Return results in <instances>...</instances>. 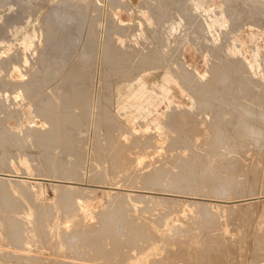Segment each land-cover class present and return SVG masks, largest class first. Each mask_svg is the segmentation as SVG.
<instances>
[{
  "label": "rangeland",
  "instance_id": "1",
  "mask_svg": "<svg viewBox=\"0 0 264 264\" xmlns=\"http://www.w3.org/2000/svg\"><path fill=\"white\" fill-rule=\"evenodd\" d=\"M43 1L32 0L31 3L34 5L31 3L30 5H19L17 0H3L0 3V59L2 63L6 59L11 60H8L7 64L4 63L8 66L10 63L9 67L6 66L7 68L1 67L5 65L0 62V87H3L5 80H8L5 82L6 86L0 88V181L4 178L26 180L27 182L25 181L24 185L26 184L27 187H24V189L26 188L29 192L24 190L23 193L20 188H17L11 191L10 198L15 196V199L12 198L14 199L12 201L7 198V200L4 198L5 194L2 188L5 191L10 190V188L8 186L6 188L5 183L2 184L1 182L0 184V210L4 205L2 203H5L4 206L8 203L7 201L10 204L13 203L8 204L6 208L3 207L2 212L4 209L6 211L1 212L4 215L2 218L0 214V230L2 232H5L4 229L9 230L6 237H3L6 232L0 234V252H3L4 254H2L5 256H1L0 253V264H56L55 261L57 260V264H68V262L69 264H120L124 260L126 262L124 261L125 263L122 264H150L151 262V264H156L154 261L157 257L153 255L155 254V248L159 242L164 241L167 234L169 238L178 239L181 243L194 241L195 239L200 242L215 235V239L212 237L207 240L209 242L205 240V242H202L208 244H212L211 241L214 242L212 244L214 246L209 245L210 247L207 250L214 247L212 253V249L210 250L211 256L217 254L216 256L219 257L220 255L219 258H222V262L219 258V261L214 259L216 256L213 257L214 261L210 259L212 257L209 252L206 254L207 256L205 255L206 250L204 255L206 258L210 256L208 259L203 257L204 255H200L205 262L200 256L196 255L193 257L188 256V258L183 257V260L187 258L184 263L188 261L193 263L192 261L195 260L193 264H203V262L209 264L208 260L211 264L216 261L218 264H254L253 260H255V264H264L262 262L264 261V257H262L264 255V252H262L264 251V247L262 248L264 246V243H262L264 242L262 238L264 237V21L259 19L263 17L264 20V13H262L264 9L260 7L264 4V0H261L262 2L253 0V5L252 0L248 2L245 0H225V2L224 0H168L172 1L173 8V5L168 4L167 0H144L146 3L148 1L149 4H143V0H69L76 6V11L73 14H66L63 10L57 15L47 14L48 8L55 4L54 1L56 0H46L44 3ZM40 2L43 5H38ZM246 4L248 6H245ZM34 6L40 9H36ZM137 6L140 9H137ZM255 8H258V10L255 11ZM161 9L166 11L163 12ZM126 12L128 15L125 14ZM155 14L158 16L155 17ZM164 15L166 16L164 17ZM256 15L258 18L255 20ZM69 16L74 17L69 18ZM167 16H170V18ZM46 17H48L51 24H57L58 27H53L49 31L50 36L44 32L45 30L41 29L38 32L39 36L38 33L33 32V27L38 21L41 25L44 24ZM166 18L174 21V23L171 21L174 25ZM165 22L167 25H173L174 27L167 26ZM256 22L260 23L261 28L257 26ZM136 23L139 25L138 28ZM254 24L255 26H253ZM164 25L172 30L165 28ZM194 25L197 26L195 30L193 29ZM123 29L126 30L123 31ZM130 29L135 31L130 32ZM167 29L169 30L167 31ZM136 31H141V33L138 34ZM167 32L171 34L169 35ZM128 33H130L129 38ZM194 34L198 37L195 38ZM131 35L134 37L132 38ZM30 36L32 37L31 40ZM33 38L35 39L33 40ZM127 38L131 40L130 44L135 41L137 43L135 42L131 47L129 43L125 44L126 41H130ZM1 40L3 41L1 42ZM35 40L36 42H34ZM111 40L113 42L115 40L116 44H113ZM193 42H201L200 45L204 44L200 47L198 43H194V45ZM49 43H54V45L50 47ZM117 43L118 47L116 46ZM27 44L29 46L30 44L34 45L29 48ZM143 44L146 48H143ZM133 46L135 47L133 48ZM126 47H129L130 50H127ZM152 48L155 54L152 53ZM109 51L112 53H109ZM46 53L52 54L47 57ZM118 53L119 56H122H117ZM123 53H129V57L132 55L130 58L132 63L127 55ZM143 54L147 55L144 56ZM152 54L154 58H152ZM107 55L109 56L107 57ZM5 56L6 59H4ZM119 58L123 60L119 61ZM155 59L159 60L155 61ZM138 62H140V66ZM144 62H147L148 65ZM19 63L23 65L20 67ZM129 65H132V68ZM135 65L141 69H138ZM25 66L30 71L25 70ZM133 67L136 69H133ZM215 67L217 68L215 69ZM217 69L219 70V76H217L218 73H215L218 72ZM212 70L215 72L213 73ZM4 71L7 75L3 74ZM214 76L225 78V80L221 81L220 78H214ZM30 77L32 79L36 77V80H32ZM215 79L221 81L219 83L222 85L214 81ZM18 80L19 83H16ZM226 80H228L227 87L223 86L226 85L224 84ZM193 85L197 86V90L194 89L195 86ZM204 85L207 87L205 90H203ZM198 87L201 89L203 87L202 93V90L200 91ZM209 89H213V91ZM74 90H77L76 93ZM196 91L198 92L196 93ZM205 92L207 94H203ZM201 94L207 97H203ZM214 97L216 100H213ZM240 98L244 102H239L241 101ZM203 99L207 100L208 104L211 102L210 107H207L209 105ZM225 99L234 102H225ZM211 100L214 102L212 103ZM177 113L179 116L178 121L184 120L186 123H179L175 120V123L173 122ZM171 119L172 122H170ZM214 135H218L217 139L221 140L218 141L214 138ZM182 136H185L184 139L180 138ZM186 136L190 139H187ZM185 140L189 141L186 142ZM210 140H213V143L215 141L217 144H213ZM133 152H136L135 156L130 157L134 154ZM138 152L144 154L140 155ZM204 152L208 155L205 156ZM128 153L131 155L129 156ZM18 155H21V157H18ZM145 156L148 161H144ZM157 156L159 157L157 158ZM153 160H156V162ZM122 161L131 164L132 167L130 164L126 165L124 163L126 169L128 167L130 172L129 169L128 172L125 171ZM133 165L137 168H140L141 165L143 167L141 166L136 171L137 168H134ZM155 167L158 169L157 171L156 169L152 170ZM230 169L233 173H228ZM120 170L121 172H119ZM131 170L132 173H138L139 175L135 176L133 173L135 178L133 174L131 177ZM151 170L153 171L152 174ZM148 173L151 177L148 176ZM125 174L129 175L125 176ZM13 184L15 185V183ZM13 184L12 187H15L16 185ZM222 185L227 186L226 190H220ZM72 187L76 189H72ZM73 190H75V193L79 192L81 195L79 198H83H80L81 200L77 202L79 206L75 203L74 206L79 208L76 212L72 204L64 203V200L75 197ZM165 193L171 194L166 195ZM130 196H135V198L133 199ZM122 197H125L124 202L121 201ZM146 197L149 199L148 201H153L151 198L164 197L166 199L165 204L162 203L163 206L161 204L159 206L156 202L147 201L146 203L145 200L143 201V199H147ZM170 198L173 200V204L170 202L172 201ZM57 200L60 204L57 203ZM132 200H135V202ZM108 202L110 203L108 204ZM35 203L39 206L38 208ZM117 203L120 204L119 208L115 207V205L118 206ZM18 204L21 206H18ZM41 204L43 207L45 205L48 210L45 207L43 208ZM146 204L147 206H144ZM150 204L152 205L148 206ZM13 205L15 209H13ZM108 205L109 207L111 205V208H108ZM169 205L171 208L167 207ZM16 206L22 209L16 211ZM112 207L115 209L114 212H117V209L119 210L118 214H115L117 217L120 210L123 212L120 214L125 213L126 216L120 215L118 217L123 219L125 224L129 222L132 227L134 225L140 235L142 231L144 232V234L142 232L141 237H138L141 238L140 242L137 238V242L135 241V244H133L134 249L132 246L129 247L130 249L127 247L130 251L125 249L126 247L125 250L116 251L117 254L119 253V258H116L117 254L114 257L116 252H112L110 249L111 255L107 251L109 250L108 247H104L105 251L104 249H95L83 241L89 248L81 241L80 248L76 249V253L81 256L77 254L71 256V250L67 251L69 247L68 244L67 246L65 244V241L68 243L67 237L63 236L64 229L66 232L67 227L70 226L67 222H70L73 217L78 216L75 219L79 221L81 217L85 216V220L81 218L79 221V231L82 230L85 233L93 227L98 229L100 227L98 226L99 221L102 220V217H105L103 210L107 215L108 211L109 213L113 212L111 211L113 210ZM146 207L148 211H146ZM41 208L43 209L41 210ZM64 208H67L68 216V212ZM69 208L70 210L72 208V213L68 210ZM163 208L166 209L162 210ZM168 208L171 212L168 211ZM7 210H15L14 215L8 211L9 214ZM97 210L100 211V219ZM46 211L51 213L48 214ZM93 211H96L97 216H93L95 215ZM77 212L79 213L77 214ZM81 212H83L82 215ZM162 212L167 214L168 217L167 215L164 216ZM87 213L93 214L92 217L88 214V218ZM154 213L158 214L154 216ZM9 215L10 217H8ZM11 215L14 216L12 219L14 224L11 221L12 225H9L11 224L10 222L8 224ZM37 215L40 216L34 218ZM48 215L52 219H50V216L48 218ZM5 216L6 220L3 219ZM15 216L20 220L22 219L21 223L24 222L25 225L18 220L15 221L17 219ZM66 216L65 221L64 217L66 218ZM116 216L113 219H117ZM41 217L42 219L47 218L44 219L45 222ZM60 217L63 218L62 222L58 219ZM97 217L99 221L97 220L96 223L95 219ZM125 217L126 219L129 218L128 221L125 220ZM35 219L36 221H34ZM37 219H41V221ZM48 219H54V222L49 220L50 223L52 222L49 225ZM75 219L73 220L75 221ZM1 220H4L5 224ZM130 220L134 223L138 222L142 229L139 225L132 224ZM46 221L47 224H45ZM15 222H19L21 228H18L19 224ZM33 222L39 224V228L44 226L43 232L41 229L38 230L39 225L36 226ZM79 222L76 223L75 221L74 226H79ZM81 222L84 224L86 222V225L88 222L90 224L94 222L95 224L90 226L88 223L87 228ZM6 224L8 227L16 228L15 230H22L23 226L25 234L21 230L17 233V231L7 228ZM15 224L18 226L14 227ZM27 225L33 228L30 229ZM51 225L52 227L49 228ZM100 225L102 226V223ZM59 226L64 229L59 228ZM26 227L29 229H26ZM53 227L55 231H53ZM46 228L51 230L49 231L50 234ZM77 228L74 227L73 229ZM30 230H33V234L35 232L36 235L31 239H37L33 241L30 239L32 232L30 234L26 233ZM10 231L17 234L15 235L16 239L10 234ZM52 231L55 232L54 235L56 236L52 235ZM57 231H63L62 235L61 233L57 234ZM151 231L152 233L155 231L153 234L157 236H154ZM40 232L41 234L38 236ZM147 232L153 235H149L152 237L150 239L153 240L149 239ZM21 233L24 236L26 235V239L29 237L33 244L31 245L32 242L30 243L28 240H21V238H24L23 234L22 236L19 235ZM43 233H47L44 237L50 235L49 239L51 240L47 238L45 240L44 237L40 240L39 238ZM158 235L164 238H157ZM60 236H63L64 238H62L66 240L64 241ZM142 236L144 240H142ZM7 237H13L15 240L10 238L7 241L4 239ZM55 237L60 238L62 242L56 240ZM148 239L151 242L150 244L155 246L152 247L153 249L149 245ZM43 240L45 246L44 243H40ZM53 240L57 241V245L60 244L59 242L64 244H60L61 247L57 246ZM145 240L147 243L144 242ZM52 241L54 243H50ZM7 242L9 243L7 244ZM17 242H19L18 246ZM143 242L149 250L144 248ZM137 243H141V245ZM63 245L68 248L66 249ZM62 246L65 247V251ZM82 246L85 250L81 248ZM135 246L138 248H135ZM141 246L145 249L144 251L141 250ZM18 248L19 251H17ZM79 249L84 250L87 256L90 255V258L86 255L85 258L84 253L82 251L80 253ZM131 249H133L132 252ZM137 249H140V251H137ZM134 250L136 251L133 252ZM91 251L92 254H90ZM94 251H97L96 253L100 251L101 253L99 252L97 255L93 253ZM103 251L104 253L108 252L107 256L102 253ZM220 251H222L221 254H218ZM5 252H8V254ZM121 252L126 256V259L122 257V254L120 255ZM125 252L129 255L127 256ZM213 253L216 254L213 255ZM21 254L22 256L19 257ZM23 255H28V257H23ZM101 255L102 258L100 259ZM108 255L110 256L108 259L112 256L113 260L114 258L116 260L111 262V258L110 260L107 259V262L104 257H108ZM254 255H257L255 259ZM74 256L75 261H73ZM93 256L96 257L93 259ZM130 256L131 260L129 259ZM67 257L70 259L69 261ZM120 257L124 260L121 261ZM196 257L202 259V263L199 260V263H197ZM80 258L83 259L82 262L84 263L80 262ZM261 259L262 261H258ZM180 260L174 261L175 264H182L183 260ZM174 262L172 263L174 264Z\"/></svg>",
  "mask_w": 264,
  "mask_h": 264
},
{
  "label": "bare ground",
  "instance_id": "2",
  "mask_svg": "<svg viewBox=\"0 0 264 264\" xmlns=\"http://www.w3.org/2000/svg\"><path fill=\"white\" fill-rule=\"evenodd\" d=\"M1 1L3 2V0H0V3H1ZM31 1H32V0H17V2L19 3V5H21V4L30 5ZM34 1H35V0H34ZM36 1H37V0H36ZM41 1H43V0H41ZM44 1H46V0H44ZM44 1H43V3H44ZM70 1H71V0H70ZM74 1H75V0H74ZM158 1H159V0H158ZM163 1H164V0H163ZM167 1H168V0H167ZM241 1H242V0H241ZM245 1L248 2L249 0H245ZM255 1H256V0H255ZM262 1H263V0H262ZM262 1L260 0V2H262ZM38 2H39V0H38ZM54 2H56V3L53 4L50 8H48L49 11H48L47 14L50 13L51 15H57V14H60L61 11H63V10H64V13H66V14H73V13L76 11V6L73 4V2H69V0H56V1H54ZM155 2H156V1H155ZM168 2H169L168 4H170L172 1H171V2L168 1ZM174 2H175V1H174ZM224 2H225V0H224ZM243 2H244V1H243ZM243 2H242V3H243ZM256 2H257V1H256ZM43 3L40 2L38 5H43ZM45 3H46V2H45ZM144 3H146V2L143 0V4H144ZM147 3H148V1H147ZM147 3H146V4H147ZM164 3H166V2H164ZM258 3H259V2H258ZM258 3H257V4H258ZM263 3H264V1H263ZM31 4L34 5L33 3H31ZM146 4H145V5H146ZM148 4H149V3H148ZM150 4H151V3H150ZM157 4H158V3H157ZM162 4H163V2H162ZM162 4H161V5H162ZM166 4H167V3H166ZM166 4H165V5H166ZM168 4H167V5H168ZM171 4H172V3H171ZM171 4H170V5H171ZM225 4H226V3H225ZM247 4H248V3H247ZM247 4H246L245 6H248ZM15 5H16V4H15ZM145 5H143V6H145ZM172 5H173V4H172ZM227 5H228V4H227ZM243 5H244V4H243ZM249 5H250V4H249ZM252 5H253V0H252ZM258 5H259V4H258ZM258 5H257V6H258ZM263 5H264V4H262V6H260V5H259V6L262 7V8L264 9ZM35 6H36V4H35ZM35 6H34V7H35ZM143 6H142V7H143ZM157 6H158V5H157ZM259 6H258V7H259ZM37 7H38V6H37ZM48 7H49V6H48ZM173 7H174V5L172 6V8H173ZM250 7H251V5H250ZM35 8H36V7H35ZM42 8H43V7H42ZM136 8H137V9H140L138 6H137ZM143 8H145V7H143ZM163 8H164V7H163ZM169 8H170V7H169ZM178 8H179V7H178ZM243 8H246V7H243ZM248 8H249V7H248ZM248 8H247V9H248ZM36 9H40V8L38 7V8H36ZM250 9H253V8H250ZM255 9H256L255 11L258 10V8H255ZM161 10H162V9H161ZM225 10H226V9H225ZM225 10H224V11H225ZM235 10H236V9H235ZM259 10H260V9H259ZM162 11H163V10H162ZM164 11H166V10L164 9ZM164 11H163V12H164ZM244 11H245V10H244ZM255 11H253V12L256 13ZM261 11H263V10L261 9ZM261 11H260V13H261ZM167 12H168V11H167ZM167 12H166V13H167ZM171 12H172V10H171ZM242 12H243V9H242ZM137 13H138V12H137ZM169 13H170V11H169ZM173 13H174V12H173ZM173 13H172V17L174 16ZM248 13H249V12H248ZM258 13H259V12H258ZM258 13H257V15H258ZM262 13H264V12H262ZM44 14H45V13H44ZM125 14H127V12H126ZM251 14H252V12H251ZM127 15H128V14H127ZM127 15H126V16H127ZM139 15H141V14H139ZM156 15H157V14H155V17H156ZM167 15H169V14H167ZM170 15H171V13H170ZM249 15H250V14H249ZM257 15H256V17H255V20H256V18H258ZM133 16H134V15H133ZM157 16H158V15H157ZM165 16H166V15H164V17H165ZM194 16H195V15H194ZM227 16H228V15H227ZM246 16L248 17V15H246ZM252 16H253V15H252ZM263 16H264V14H263ZM73 17H74V16H69V18H73ZM164 17H163V18H164ZM167 17H168V16H167ZM172 17H171V19H172ZM230 17H231V16H230ZM233 17H234V16H233ZM237 17H238V16H237ZM259 17H260V16H259ZM135 18H136V17H135ZM151 18H152V17H151ZM168 18H170V16H169ZM173 18H174V17H173ZM192 18H193V17H192ZM235 18H236V17H235ZM132 19H133V18H132ZM142 19H143V18H142ZM166 19H167V18H166ZM171 19H167V20H170V22H171V21H172ZM253 19H254V18H253ZM259 19H262V21H264V20H263V17H262V18H259ZM150 20H151V19H150ZM164 20H165V18H164ZM133 21H134V20H133ZM133 21H132V22H133ZM135 21H136V20H135ZM135 21H134V22H135ZM137 21H138V20H137ZM143 21H144V20H143ZM143 21H142V22H143ZM162 21H163V19H162ZM257 21H258V19H257ZM36 22H37V21H36ZM144 22H145V21H144ZM167 22L169 23V21H167ZM172 22L174 23V21H172ZM172 22H171V23H172ZM192 22H193V21H192ZM173 23H172V24H173ZM199 23H200V22H199ZM263 23H264V22H263ZM136 24H137V23H136ZM136 24H135V25H136ZM165 24L167 25L166 22H165ZM188 24H189V23H188ZM256 24H258V23L256 22ZM166 25H164V27H165ZM173 25H174V24H173ZM173 25H171V26H170V25H167V26L172 27ZM259 25H260V23H259L257 26L260 27ZM131 26H132V24H131ZM137 26H139V25L137 24L136 27H137ZM205 26H206V25H205ZM253 26H255V24H254ZM262 26H263V24H262ZM53 27H56V28H57L58 25H57V24H53V23L51 24V22L48 20V17H46L44 24L41 25L40 21H38L37 23H35V26L33 27V28H34V31H33V32H34L35 34H37L38 32L41 31V29H43V30H45L44 32H45L48 36H50V32H49V31H50ZM173 27H174V26H173ZM134 28H135V26H134ZM137 28H138V27H137ZM165 28H169V27H165ZM195 28H197V26L195 27V25H194L193 29L195 30ZM260 28H261V27H260ZM120 29H121V28H120ZM132 29H133V27H132ZM169 29H171V28H169ZM169 29H167V31H168ZM124 30H126V29H123V31H124ZM140 30H141V29H140ZM171 30H172V29H171ZM171 30H170V32H171ZM121 31H122V30H121ZM131 31H135V30H131V29H130V32H131ZM138 31H139V29H138ZM202 31H203V30H202ZM33 32H32V33H33ZM136 32H137V31H136ZM136 32H134V33H136ZM142 32H143V31H142ZM195 32H196V31H195ZM195 32H194V33H195ZM200 32H201V31H200ZM256 32H258V31H256ZM119 33L121 34L122 32H119ZM137 33L139 34V33H141V31H140V32H137ZM137 33H136V34H137ZM167 33L169 34V32H167ZM197 33H198V32H197ZM197 33H196V34H197ZM203 33L205 34V32H203ZM35 34H34V36H35ZM123 34H124V33H123ZM129 34H130V33H128V38H129ZM136 34H134V35L136 36ZM170 34H171V33H170ZM170 34H169V35H170ZM198 34H199V33H198ZM200 34H201V33H200ZM207 34H208V33H207ZM249 34H250V33H249ZM249 34H248V35H249ZM38 35H39V33H38ZM38 35H37V36H38ZM124 35H125V34H124ZM132 35H133V33H132ZM132 35H131V36H132ZM141 35H142V34H141ZM141 35H140V36H141ZM202 35H203V34H202ZM27 36H28V35H27ZM31 36H32V35H31ZM31 36H30V40L32 39ZM39 36H40V35H39ZM125 36H126V35H125ZM194 36H195V38L198 37V35H195V34H194ZM204 36H205V35H204ZM237 36H238V35H237ZM262 36H263V35H262ZM126 37H127V36H126ZM133 37H134V36H132V38H133ZM112 38H113V37H112ZM112 38H110V39H112ZM114 38H115V37H114ZM128 38H127V39H128ZM136 38H137V37H136ZM138 38H139V37H138ZM200 38H204V37H200ZM200 38H199V39H200ZM235 38H236V37H235ZM27 39H28V38H27ZM34 39H35V38H33V40H34ZM242 39H243V38H242ZM249 39H250V38H249ZM28 40H29V39H28ZM33 40H32V41H33ZM36 40H38V39L36 38ZM36 40H35L34 42H36ZM115 40H116V39H115ZM115 40H114V42H115ZM118 40H119V39H118ZM128 40H130V39H128ZM263 40H264V39H263ZM2 41H3V40H1V42H2ZM38 41H39V40H38ZM111 41L113 42V40H111ZM132 41H133V40H132ZM188 41H189V40H188ZM196 41H197V40H196ZM237 41H238V40H237ZM114 42H113V44H116V42H115V43H114ZM118 42H119V41H118ZM130 42H131V40H130L129 42L126 41L125 44H128V43H129V46H131V45L135 44L136 41H135L134 43H131V44H130ZM190 42H191V39H190ZM263 42H264V41H263ZM29 43H30V42H29ZM136 43H137V42H136ZM194 43H198V42H193V44H194ZM199 43H201V42H199ZM199 43H198V44H199ZM3 44H4V43H3ZM22 44H23V42H22ZM41 44H42V43H41ZM139 44H140V43H139ZM190 44H192V43H190ZM202 44H204V43H202ZM202 44H201V45L199 44L200 47L202 46ZM1 45H2V43H1ZM27 45H28V44H27ZM31 45H34V44H30V46H31ZM48 45H50V47H52V46L54 45V43H49ZM194 45H195V44H194ZM24 46H25V44H24ZM24 46H23V47H24ZM28 46H29V45H28ZM30 46H29V48H32V46H31V47H30ZM40 46H41V45H40ZM114 46H115V45H114ZM116 46H117V47L119 46L118 43H117ZM126 46H127V45H126ZM141 46H142V45H141ZM143 46H144V44H143ZM147 46H148V45H147ZM111 47H112V46H111ZM117 47H116V48H117ZM121 47H122V46H121ZM131 47H132V46H131ZM134 47H135V46H133V48H134ZM196 47H198V46H196ZM0 48H1V47H0ZM39 48H40V47H39ZM112 48H113V47H112ZM126 48H127V50L129 49V47H126ZM133 48H132V49H133ZM143 48H146V47L144 46ZM12 49H13V48H12ZM25 49H27V48H25ZM113 49H115V48H113ZM113 49H112V50H113ZM201 49H204V48H201ZM28 50H29V49H28ZM127 50H126V51H127ZM129 50H130V49H129ZM197 50H198V49H197ZM8 51H9V50H8ZM32 51H34V50H32ZM114 51H115V50H114ZM114 51H113V53H115ZM116 51H117V50H116ZM134 51H135V50H134ZM152 51H153V48H152ZM198 51H199V50H198ZM10 52H11V51H10ZM118 52H119V51H118ZM121 52H123V51H121ZM124 52H125V51H124ZM127 52H128V51H127ZM131 52H133V51L131 50ZM131 52H129V53H131ZM148 52H149V51H148ZM150 52H151V51H150ZM109 53H112V52L109 51ZM109 53H108V54H109ZM119 53H120V52H119ZM119 53H118L117 56H119ZM129 53H128V54H129ZM152 53L155 54L154 51H153ZM51 54H52V53H46L45 55H46L47 57H49V55H51ZM115 54H117V52H116ZM121 54H122V53H121ZM123 54H124V53H123ZM128 54L126 53V54H124V55H127V58L130 59V58L132 57V55L130 54L131 57H129ZM134 54L136 55V53H134ZM138 54H139V53H138ZM140 54H141V53H140ZM153 54H152V55H153ZM201 54H202V53H201ZM26 55H27V54H26ZM26 55H25V56H26ZM109 55H110V54H109ZM109 55H107V57H108ZM113 55H114V54H113ZM124 55H123V56H124ZM143 55H144V54H143ZM146 55H147V54H146ZM146 55H144V56H146ZM248 55H250V54H248ZM43 56H44V55H43ZM110 56H111V55H110ZM117 56H115V57L118 58ZM121 56H122V55H121ZM121 56H119V57H121ZM144 56H143V57H144ZM148 56H149V55H148ZM148 56H147V57H148ZM156 56H157V55H156ZM113 57H114V56H113ZM133 57H135V56H133ZM138 57H139V56H138ZM140 57H141V55H140ZM158 57H159V56H158ZM158 57H156V58H158ZM203 57H204V56H203ZM1 58H2V57H1ZM3 58H4V57H3ZM3 58H2V59H3ZM7 58H8V57H7ZM110 58H111V57H110ZM116 58H115V59H116ZM123 58L125 59V57H123ZM141 58H142V57H141ZM149 58H150V57H149ZM152 58H154V55H153ZM152 58H151V61H152ZM252 58H253V56H252ZM4 59H6V56H5ZM23 59H24V58H23ZM25 59H27V58H25ZM115 59H114V60H115ZM121 59H122V58H119V61H120ZM139 59H140V58H139ZM143 59H144V58H143ZM159 59H160V58H159ZM159 59H157V60L155 59V61H158ZM8 60H9V59H6V61L4 60L3 63H2V62H1L2 60L0 59V62H1V64H4V63L7 64V63H8V62H7ZM117 60H118V59H117ZM122 60H123V59H122ZM132 60H133V58H132ZM135 60H136V59H134V61H135ZM9 61H11V60H9ZM20 61H21V60H20ZM20 61H19V62H20ZM115 61H116V60H115ZM125 61L127 62V60H125ZM128 61H129V60H128ZM134 61H133V62H134ZM138 61H140V60H138ZM151 61H150V62H151ZM252 61H253V60H252ZM6 62H7V63H6ZM16 62L18 63V61H16ZM130 62L132 63L131 59H130ZM135 62H136V61H135ZM11 63H12V62H11ZM23 63H24V62H23ZM27 63H28V62H27ZM113 63H114V61H113ZM117 63H119V62H117ZM120 63H121V62H120ZM122 63H123V61H122ZM136 63H137V62H136ZM136 63H134V64H136ZM138 63H139V66H140V62H138ZM144 63H147V62H144ZM148 63H149V59H148ZM148 63H147V65H148ZM154 63H155V62H154ZM154 63H152V64H154ZM160 63H161V62H160ZM5 64H4V65H5ZM14 64L16 65V63H14ZM115 64H116V63H115ZM127 64H128V63H127ZM127 64H126V65H127ZM129 64H130V63H129ZM155 64H156V63H155ZM252 64H253V63H252ZM252 64H251V65H252ZM19 65H20V67H21L23 64H20V63H19ZM137 65H138V64H137ZM137 65H135V66H137ZM143 65H144V66H147V65H145V64H143ZM156 65H158V64H156ZM156 65H155V66H156ZM6 66H8V65H5V66L2 65L1 67H5V68H7ZM9 66H10V63H9ZM9 66H8V67H9ZM26 66H27V65H26ZM26 66H25L24 68H25V70H28L29 68L26 69V68L28 67V66H27V67H26ZM120 66H121V64H120ZM122 66H124V65H122ZM127 66H128V65H127ZM127 66H126V67H127ZM131 66H132V65H131ZM131 66L129 65V67H131ZM141 66H142V65H141ZM11 67H12V66H11ZM18 67H19V66H18ZM217 67H218V66H217ZM217 67H215V69H216ZM122 68H123V67H122ZM124 68H125V67H124ZM131 68H132V67H131ZM134 68H135V67H133V69H134ZM137 68H138V66H137ZM143 68H144V67H143ZM178 68H179V67H178ZM213 68H214V67H213ZM250 68H251V67H250ZM252 68H253V67H252ZM135 69H136V68H135ZM138 69H141V68H138ZM179 69H180V68H179ZM215 69H214V70H215ZM20 70H21V69H20ZM25 70H24V71H25ZM214 70H212L213 73L215 72ZM217 70H218V69H217ZM6 71H7V69H6ZM6 71H4L3 74L7 75V74H6ZM28 71H30V70H28ZM138 71H139V70H138ZM180 71H181V69H180ZM208 71H209V70H208ZM25 72H27V71H25ZM183 72H184V71H183ZM186 72H187V71H186ZM192 72H193V71H192ZM27 73H29V72H27ZM181 73H182V71H181ZM189 73H190V72H189ZM205 73H206V72H205ZM215 73H218V75H217V74H216V75L219 76V70H218V72L216 71ZM3 74H1V75H3ZM25 74H26V73H25ZM190 74H191V73H190ZM5 75H3V77H6ZM187 75H188V74H187ZM192 75H193V74H192ZM192 75H191V77L194 78ZM220 75H221V74H220ZM23 76H24V74H23ZM31 76H32V75H31ZM178 76H179V75H178ZM194 76H195V75H194ZM199 76H200V75H199ZM18 77H19V76H18ZM202 77H204V76H202ZM215 77H216V76H214V78H215ZM223 77H224V76H223ZM11 78H12V77H11ZM30 78H31V77H30ZM35 78H36V77H35ZM35 78L33 77V79H35ZM123 78H125V77H123ZM188 78H189V77H188ZM216 78H220V77H216ZM13 79H14V78H13ZM16 79H17V78H16ZM16 79H15V80H16ZM31 79H32V78H31ZM33 79H32V80H33ZM121 79H122V78H121ZM196 79H197V78H196ZM212 79H213V78H212ZM220 79H221V81H222V80H225V78H224V79H223V78H220ZM220 79H219V80H220ZM35 80H36V79H35ZM126 80H127V79H126ZM194 80H195V79H194ZM6 81H8V80H5V82H6ZM119 81H121V80H119ZM186 81H187V80H186ZM190 81H191V79H190ZM214 81H217V80L215 79ZM221 81H217V83L220 84L219 82H221ZM227 81H228V80H226V83H224V84H226V85H223V86H226V87H227V84H228ZM5 82H4L3 87L6 86V85H5ZM187 82H188V81H187ZM194 82L196 83V81H194ZM200 82H201V81H200ZM200 82H199V83H200ZM223 82H224V81H223ZM7 83H8V82H7ZM10 83H11V82H10ZM16 83H19V80L16 81ZM20 83H21V82H20ZM190 83L192 84V82H190ZM202 83H203V82H202ZM205 83H206V82H205ZM215 83H216V82H215ZM13 84H15V83H13ZM17 85H18V84H17ZM199 85H200V84H199ZM202 85H203V84H202ZM220 85H222V84H220ZM10 86H11V85H10ZM10 86H9V87H10ZM18 86H19V85H18ZM193 86H195V88H194V87H193V88L196 89L197 86H196V85H193ZM1 87H2V86H1ZM1 87H0V88H1ZM3 87H2V88H3ZM16 87H17V86H16ZM189 87H190V86H189ZM204 87H205V85H204ZM212 87H213V86H212ZM7 88H8V86H7ZM20 88H21V86H20ZM191 88H192V87H191ZM198 88H199V87H198ZM206 88H207V87H205V88L203 89V87H202L203 90H205ZM208 88H210V87H208ZM228 88H230V87L228 86ZM21 89H22V88H21ZM202 89L199 88L200 91H201ZM230 89L232 90V88H230ZM6 90H7V89H6ZM8 90H9V89H8ZM12 90H13V89H12ZM192 90H193V89H192ZM196 90H197V89H196ZM203 90L201 91V93L203 92ZM209 90H210V89H209ZM211 90L213 91V89H211ZM211 90H210V91H211ZM18 91H19V90H18ZM75 91H77V90H74V92H75ZM156 91H157V90H156ZM158 91H159V90H158ZM210 91H209V92H210ZM5 92H6V91H5ZM15 92H16V91H15ZM194 92H195V91H194ZM197 92H198V91H196V93H197ZM214 92H215V90H214ZM1 93H2V92H1ZM20 93H21V92H20ZM75 93H76V92H75ZM77 94H79V93L77 92ZM203 94H207V92H205V93H203ZM203 94H201V95H203ZM208 94H209V93H208ZM211 94H212V93H211ZM211 94H210V95H211ZM1 95H2V94H1ZM4 95H5V94H4ZM74 95H75V94H74ZM75 96H76V95H75ZM197 96H200V95H197ZM204 96H206V95H203V97H204ZM12 97H13V95H12ZM206 97H207V96H206ZM212 97H213V94H212ZM212 97H211V99H212ZM208 98H209V95H208ZM200 99H202V98H200ZM206 99H207V98H206ZM233 99H235V98H233ZM203 100H204V99H203ZM203 100H202V102H203ZM213 100H216L215 97H214ZM225 100H226V99H225ZM225 100H223V101H225ZM227 100H228V99H227ZM227 100H226L225 102L233 101V100H229V101H227ZM240 100H241V101H239V100H238V101H239V102H244V101H242L241 98H240ZM204 101H205V100H204ZM209 101H210V99L208 100V102H209ZM211 101H212V100H211ZM236 101H237V100H236ZM238 101H237V102H238ZM205 102L207 103V100H206ZM213 102H214V101H212V103H213ZM225 102H224V104H226ZM233 102H234V101H233ZM233 102H231V103H233ZM237 102H235V103L237 104V106H239ZM210 103H211V102H210ZM210 103H209V104H210ZM231 103H230V105H231ZM203 104H204V102H203ZM209 104L207 103V105H209ZM228 104H229V103H228ZM228 104H227V105H228ZM204 105H205V104H204ZM228 106H229V105H228ZM231 106H233V105H231ZM231 106H230V107H231ZM207 107H210V105L207 106ZM233 107H234V106H233ZM235 107H236V105H235ZM29 108H30V107H29ZM30 109H31V108H30ZM175 112H176V111H175ZM175 112H173V113H175ZM27 114H29V112H27ZM173 117H174V116H173ZM173 117H172V119H173ZM172 119H171V121H170V120H169V121L172 122ZM174 120H175L176 122H179V123H186L184 120L178 121V120H179L178 113L176 114V116H175L174 119H173V122L175 123ZM30 122H31V121H30ZM38 123H39V122H38ZM170 124H171V123H170ZM197 127H198V126H197ZM204 129H205V128H204ZM204 129H203V131H204ZM205 130H206V129H205ZM207 131H208V130H207ZM218 131H219V130H218ZM218 131H216V132L219 133ZM109 132H110V131H109ZM202 133H203V132H202ZM204 133H205V131H204ZM204 133H203V135H204ZM110 134H111V133H110ZM108 135H109V134H108ZM190 135H191V134H190ZM190 135H189V136H190ZM192 135L194 136L193 133H192ZM195 135H196V134H195ZM215 135H216V134H215ZM215 135H214V136H215ZM109 136H111V135H109ZM198 136H199V135H198ZM200 136H201V135H200ZM200 136H199V137H200ZM205 136H206V134H205ZM158 137H160V136H158ZM182 137H183V138H182ZM182 137H180V138H181V139H184L185 136H182ZM199 137H198V138H199ZM217 137H219V136L217 135V136H215L214 138L217 139ZM180 138L178 137V139H180ZM186 138H187V136H186ZM187 139H190V138H187ZM196 139H197V136H196ZM196 139H195V140H196ZM199 139H200V138H199ZM212 139H213V138H212ZM218 139H219V138H218ZM218 139H217V140H218ZM195 140H193V141H195ZM197 140H198V139H197ZM197 140H196V141H197ZM214 140H215V139H214ZM220 140H221V139H220ZM220 140H218V141H220ZM180 141H181V140H180ZM182 141H183V140H182ZM185 141H186V140H185ZM188 141H189V140H188ZM188 141H186V142H188ZM198 141H199V140H198ZM203 141H204V140H203ZM210 141L213 143V140H210ZM218 141H216V142H218ZM183 142H184V141H183ZM200 142H201V141H200ZM205 142H206V141H205ZM151 143H152V142H151ZM194 143H195V142H194ZM196 143H198V142H196ZM214 143H215V141H214ZM214 143H213V144H214ZM218 143H219V142H218ZM220 143H221V142H220ZM215 144H217V143H215ZM157 147H158V146H157ZM196 148H197V147H196ZM199 150H200V149H199ZM159 151H160V150H159ZM201 151H202V150H201ZM202 152H203V151H202ZM131 153H132V152H131ZM133 153H134V154H132V155L129 154V153H128V154H129V156L131 155L130 157H133V155L135 156V153H136V152H133ZM138 153H139V152H138ZM204 153H205V154H204L205 156L208 155V153H207V154H206V152H204ZM139 154L141 155V154H144V153H139ZM157 155H158V154H157ZM204 155L202 154L203 157H204ZM15 156H16V155H15ZM19 156L21 157V155H18V157H19ZM129 156H127V158H128ZM136 156H137V155H136ZM16 157H17V156H16ZM137 157H138V156H137ZM139 157H140V156H139ZM155 157H156V156H155ZM158 157H159V156H157V158H158ZM143 158H144V157H143ZM16 159H18V158H16ZM125 159H126V158H125ZM128 159L130 160V158H128ZM134 159H136V158H134ZM134 159H133V161H134ZM150 159H151V158H150ZM153 159H154V157H153ZM24 160H25V159H24ZM27 160H28V158H27ZM27 160H26V162H27ZM118 160H119V159H118ZM122 160H124V158H122ZM131 160H132V159H131ZM146 160H147V158H146V156H145V160H144V161H146ZM156 160H157V159H156ZM156 160H153V161L156 162ZM158 160H159V159H158ZM158 160H157V161H158ZM124 161H125V160H124ZM126 161H127V160H126ZM147 161H148V160H147ZM24 162H25V161H24ZM28 162H29V160H28ZM118 162H119V161H118ZM122 162H123V161H122ZM124 163H126V165L128 164L127 162H123V165H124ZM131 163H132V162H131ZM134 163H135V161H134ZM134 163H133V164H134ZM144 163H145V162H144ZM144 163H143V164H144ZM201 163H202V162H201ZM120 164H122V163H120ZM129 164H130V163H129ZM129 164H128V165H129ZM143 164H142V165H143ZM147 164H148V162H147ZM147 164H144V165H147ZM215 164H216V163H215ZM218 164H219V163H218ZM14 165H15V164H14ZM123 165H122V166H123ZM135 165H136V163H135ZM135 165H133L134 168L136 167ZM142 165H141V166H142ZM117 166H118V165H117ZM117 166H116V167H117ZM124 166H125V165H124ZM124 166H123V168H124ZM130 166H131V164H130ZM141 166H140V168H141ZM12 167H13V166H12ZM119 167L121 168V166H119ZM131 167H132V166H131ZM142 167H143V166H142ZM8 168H9V167H8ZM15 168H16V167H15ZM120 168H119V169H120ZM123 168H122V169H123ZM136 168H137V167H136ZM140 168H137L136 171H137L138 169H140ZM148 168H149V167H148ZM148 168H147V169H148ZM124 169H126V166H125ZM124 169H123V170H124ZM128 169H129V168L127 167V169H126L125 171H127ZM149 169H151V168H149ZM149 169H148V170H149ZM155 169H156V167L153 168L152 170H155ZM12 170H13V169H12ZM145 170H146V169H145ZM152 170H151V171H152ZM157 170H158V169H156V171H157ZM15 171H17V170H15ZM128 171L130 172V169H129ZM128 171H127V172H128ZM143 171H144V170H143ZM232 171H233V168H232ZM232 171H231V169H230L228 173H230V172L233 173ZM119 172H121V170H120ZM141 172H142V171H141ZM154 172H155V171H154ZM125 173H126V172H125ZM133 173H134V172H133ZM133 173H132V170H131V174H130V176H131ZM142 173H145V172H142ZM142 173H140V174L142 175ZM149 173H150V172H149ZM149 173H148V174H149ZM152 173H153V171L151 172V174H152ZM162 173H164V172H162ZM134 174H135V173H134ZM134 174H133V177L135 178V176H136L138 173L135 174V176H134ZM215 174H216V173H215ZM126 175H127V174H125V176H126ZM128 175H129V174H128ZM128 175H127V176H128ZM138 175H139V174H138ZM121 176H122V174H121ZM143 176H144V175H143ZM148 176H150V174H149ZM152 176H153V175H152ZM122 177H123V176H122ZM131 177H132V176H131ZM139 177H140V176H139ZM150 177H151V176H150ZM168 177H169V176H168ZM152 178H153V177H152ZM138 179H140V178H138ZM25 181H26V180H16V179H9V178H7V179H5V178H4V179H1L0 184H1V182H2V184L5 183V184H6V188H7V186L10 188V190L7 189L8 191H7V190L5 191L4 188H2V191H3V193L5 194L4 198H5V199L10 198V197H11V191L16 190L17 188H20V189H21V192H23L24 190H26V192H28V190H27L26 188L24 189V187H27L26 184L24 185V182H25ZM26 182H27V181H26ZM35 182H36V181H35ZM13 183H15L16 186H15ZM12 184H13L15 187H12ZM28 184H29V183H28ZM30 186H31V185H30ZM28 188H29V187H28ZM62 188H63V187H62ZM74 188H75V187H72V189H74ZM219 188H220V187H219ZM226 188H227L226 185H222L221 188H220V190H221V191H224V190H226ZM75 189H76V188H75ZM78 189H79V188H78ZM65 190H66V189H65ZM31 191H32V190H31ZM69 191H70V190H69ZM73 191H74V193H75V190H73ZM78 191H79V190H78ZM81 191H82V190H81ZM24 192H25V191H24ZM24 192H23V193H24ZM12 193H14V192H12ZM28 193H29V192H28ZM30 193H31V192H30ZM120 194H121V193H120ZM165 194H166V195H170L171 193H165ZM176 195H177V194H176ZM12 196H13V195H12ZM79 196H81V195L79 194V192H76L74 198H72V199H66V200H64V203L72 204V207L75 208V212H76V210H77V208H78V206H79V203L77 204V202H78L79 200L83 199V198H81V197H80V198H81V199H80ZM118 196H119V195H118ZM120 196H121V195H120ZM123 196H125V195H123ZM67 197H68V196H67ZM87 197H88V196H87ZM125 197H126V196H125ZM125 197H124V198H125ZM130 197H131V196H130ZM136 197H137V196H136ZM138 197H139V196H138ZM217 197H218V196H217ZM12 198L15 199V196L12 197ZM12 198H10V199L13 201L14 199H12ZM113 198H115V196H113ZM124 198L122 197L121 201H123ZM131 198L134 199L135 196H134V197H131ZM144 198H145V197H144ZM146 198H147V197H146ZM58 199H59V198H58ZM115 199H116V198H115ZM117 199H119V198H117ZM151 199H152L153 201H151V200L148 201V200H149L148 198H147V199H143V201L145 200L146 203H147V201H148V202H152V203H153V202H156V204L160 206V204L162 205V203L165 204L164 202H165V200H166L164 197H163V198H162V197H161V198H151ZM170 199H171V198H170ZM7 200H8V199H7ZM84 200H86V199H84ZM126 200H127V199H126ZM168 200H169V199H168ZM171 200H172V199H171ZM174 200H175V199H174ZM1 201L3 202L4 200H1ZM5 201H6V200H5ZM59 201H60V200H59ZM108 201H109V200H108ZM110 201H111V200H110ZM117 201H118V200H117ZM121 201H118V202L120 203ZM124 201H125V199H124ZM124 201H123V202H124ZM132 201L135 202V200H132ZM132 201H131V202H132ZM136 201H137V200H136ZM175 201H176V200H175ZM7 202H8V203H7ZM7 202H6V203H7L6 206H7L8 204H10L9 201H7ZM31 202H32V201H31ZM39 202H40V201H39ZM39 202H38V203H39ZM61 202H63V201H61ZM80 202H81V201H80ZM92 202H93V201H92ZM106 202H107V199H106ZM170 202H172V204L174 203L173 200L170 201ZM177 202H178V201H177ZM181 202H182V201H181ZM40 203H41V202H40ZM40 203H39V206H40ZM43 203L45 204V202H43ZM48 203H50V202H48ZM57 203H58V200H57ZM57 203H56V205H57ZM75 203H76L78 206H74ZM109 203H110V202H108V204H109ZM121 203H122V202H121ZM128 203H129V201H128ZM175 203H176V202H175ZM178 203H179V202H178ZM178 203H177V204H178ZM190 203H191V202H190ZM2 204L5 205V203H2ZM11 204H13V203L11 202ZM11 204H10V205H11ZM14 204L16 205L17 203L15 202ZM50 204H51V203H50ZM58 204H60V203H58ZM111 204H112V203H111ZM113 204H114V202H113ZM115 204H116V203H115ZM117 204H118V203H117ZM180 204H182V203H180ZM206 204H207V203H206ZM4 205H3V207L6 208V206H4ZM35 205H36V203H35ZM41 205H42V204H41ZM56 205H55V206H56ZM61 205H62V204H61ZM81 205H82V202H81ZM85 205H86V204H85ZM119 205H120V204H118V206L115 205V207H118V208H119ZM151 205H152V204H150V205H148V206H151ZM166 205H168V204H166ZM197 205H198V203H197ZM204 205H205V204H204ZM18 206H21V205L18 204ZM22 206H23V205H22ZM36 206H37V208L39 207L38 205H36ZM121 206H122V205H121ZM121 206H120V207H121ZM144 206H147V204L144 205ZM159 206H158V210L160 211V207H159ZM162 206H163V205H162ZM199 206H200V205H199ZM205 206H206V205H205ZM3 207H2L1 210H0L1 218H2V216H4V215H2V213L4 212V210L6 211V209H4L3 212H2ZM9 207L11 208V206H9ZM13 207H14V205H13ZM16 207H17V206H16ZM40 207H41V206H40ZM42 207H43V205H42ZM44 207L46 208L45 205H44ZM44 207H43V208H44ZM47 207H48V206H47ZM51 207H52V206H51ZM82 207H83V206H82ZM164 207H165V206H164ZM167 207H170V208H171L170 205L167 206ZM167 207H166V208H167ZM43 208H41V210H42ZM49 208H50V207H49ZM74 208H73V210H74ZM91 208H92V207H91ZM106 208H107V207H106ZM108 208H111V205H110V207H109V205H108ZM146 208H147V207H146ZM149 208H151V207H149ZM156 208H157V206H156ZM166 208H163L162 210H164V209H166ZM170 208H168V211H169ZM7 209H8V207H7ZM11 209H12V208H11ZM13 209H15V207H14ZM13 209H12V210H13ZM20 209H22V208H20ZM20 209L17 207L16 211H20ZM39 209H40V208H39ZM46 209H47V208H46ZM50 209H51V208H50ZM61 209H62V208H61ZM64 209H65V208H64ZM66 209H67V208H66ZM66 209H65V210H66ZM81 209H82V208H81ZM84 209L87 210L86 208H84ZM92 209H93V208H92ZM112 209H113V207H112ZM47 210H48V209H47ZM68 210L72 213V211H71L72 208H71V210H70V208H69ZM78 210H79V208H78ZM93 210H94V209H93ZM98 210H103V209H98ZM98 210H97V212H98ZM114 210H115V209L111 210V211H113V212H110V213H109V211H108V214H107V215H105V212H104L105 210H103V213H104V216H105V217H102V216H101V217H102V220H100V221H99V219H100V215H99V214H100V213H99L100 211H99V212H98V215H99L98 217H99V219H98V217H97V219H95V222L97 223V222L99 221L100 224L102 223V226L98 223V226H100L101 228L99 227L98 229H96L97 227H93V228H95V229H93V228L91 227L92 229H91L90 231L88 230V232H85V233L82 232V230L79 231V228H80V222H79V221H80V219H81L82 217H81V218L79 217L80 219H79V221H77V219H75V218L78 217V216H76V217H73V216H72V217H73V218L71 217L72 220H71L70 222H67V224L69 223L70 226H68V227L66 226V227H67L66 232H65V229L62 228V226H59V228L64 229V232H63V231H62V232H63L64 234H66V235L63 234V236H64V237H65V236L67 237L66 239H67V242H68V243H66V241H65L66 239H63V238H64L63 236H60V237H61V239H63V240L65 241L66 246H67V244H68L69 249H67L68 247H66L65 245H63V246L66 247L67 251L71 250V251H70V252H71V256H72V254H73V255H76V254H77V253H76V251H77L76 249H77L79 246H81V245H80L81 241H82V242H83V241L86 242L87 245H89V246H91V248L93 247V248H95V249H101V250L104 249V251H105V248L108 247L109 250H107V249H106V250L109 251V252H110V249H111L112 252H113V251H114V252H116V251H117V252H118V251L120 252V250H122V249H123V250L128 249V248L131 247V246H132L133 249H134V245H133V244H135V241L137 242V240L139 241V240L141 239V238H138V237H141L143 231L141 232V235H140V234H139V231H137L138 229H135L136 227H134V225H133V227H132V226L130 225L131 223H129V222H128L129 225H128V223H126V224H127V225H126L123 219H121V218L119 219V218H118V217H120V215H123V216H124L125 213H124V214H120V213H123V212H121V210H120V213H119V215H118V217H117L116 215L118 214V211H119V210L117 209V212H114ZM149 210H152V209H149ZM158 210H157V211H158ZM8 211L11 212V214L13 213L12 215H14L15 210H14V211L7 210V212H8ZM22 211H23V210H22ZM43 211H44V210H43ZM66 211H67V210H66ZM66 211H63V212H66ZM87 211H89V210H87ZM144 211H145V209H144ZM146 211H148V208H147ZM146 211H145V212H146ZM157 211H156V212H157ZM166 211H167V210H166ZM212 211H213V210H212ZM1 212H2V213H1ZM9 212H8V213H9ZM46 212H47V211H46ZM67 212H68V211H67ZM93 212H94V211H93ZM93 212H92V213H93ZM153 212H155V211L153 210ZM169 212H171V211H169ZM18 213H19V212H18ZM38 213H39V212H38ZM47 213H48V212H47ZM49 213H51V212H49ZM49 213H48V214H49ZM71 213H70V214H71ZM78 213H79V212H77V214H78ZM95 213H96V211H95L93 214H95ZM103 213H102V214H103ZM137 213H138V212H137ZM158 213H159V212H158ZM158 213H154V216H155V214L157 215ZM160 213H161V211H160ZM160 213H159V214H160ZM162 213H163V212H162ZM166 213H168V212H166ZM9 214H10V213H9ZM20 214H21V212H20ZM22 214H23V212H22ZM36 214H37V213H36ZM41 214H44V213H41ZM64 214H66V213H64ZM64 214H63V216H64ZM68 214H69V212L67 213V216H68ZM77 214H75V215H77ZM80 214L82 215L83 212H81ZM80 214H79V216H81ZM88 214L90 215V213H87V216H88ZM93 214H92V215H93ZM115 214H116V215H115ZM12 215H11V216H12ZM15 215H16V213H15ZM44 215H45V214H44ZM51 215H53V214H51ZM72 215H74V214H72ZM85 215H86V214H85ZM92 215H90V216L92 217ZM150 215H151V214H150ZM152 215H153V213H152ZM163 215L165 216V215H167V214H164V213H163ZM163 215H162V216H163ZM6 216H7V215H6ZM6 216H5L3 219H5ZM34 216H35V215H34ZM38 216H40V215H37V216L34 217V218H38ZM41 216H42V215H41ZM49 216H50V215H48V218H49ZM57 216H58V215H57ZM59 216H62V215H59ZM59 216H58V217H59ZM63 216H62V217H63ZM67 216H66V218L64 217V220L67 219ZM70 216H71V215H70ZM70 216H69V217H70ZM93 216H97V215L95 214V215H93ZM115 216L117 217V219H116V218L113 219ZM125 216H126V215H125ZM158 216H161V215H158ZM8 217H10V215H9ZM13 217H14V216L11 217V220H10V218H9V221L7 220V221H8V224H9V222L11 223V221H12V223H13V220H12ZM15 217H17V216H15ZM50 217H51V216H50ZM84 217H85V216H84ZM84 217H83V218H84ZM91 217H90V218H91ZM128 217H129V215H128ZM128 217H127V219H129ZM167 217H168V215H167ZM39 218H40V217H39ZM45 218H46V217H45ZM45 218H44V219H45ZM53 218H55V217H53ZM83 218H82V220H83ZM85 218H86V217H85ZM85 218H84V220H85ZM88 218H89V216H88ZM122 218H123V217H122ZM6 219H7V218H6ZM6 219H5V220H6ZM14 219H15V218H14ZM41 219H42V217H41ZM41 219H39V220L37 219V220H38V221H41ZM44 219H42V220L44 221ZM46 219H47V218H46ZM46 219H45V220H46ZM50 219H52V217H51ZM50 219H48L49 225L52 223V222L50 223V221H53V220H54V219H53V220H50ZM56 219H57V217H56ZM58 219H60L61 222H62V219H63V218L61 219V217H60V218H58ZM68 219H70V218H68ZM73 219H75L76 223L79 222V226H77V225L74 226L75 221H74ZM118 219H119V220H118ZM127 219H126V217H125V220H126V221H128ZM17 220L20 221V223H21V220H22V219L20 220V219L17 217V219H15V221H17ZM49 220H50V221H49ZM60 220H58V221H60ZM89 220H90V219H89ZM97 220H98V221H97ZM207 220H208V219H207ZM207 220H206V221H207ZM2 221L4 222L3 224H5V221H4V220H1V222H2ZM34 221H36V219H35ZM65 221H66V220H65ZM68 221H69V220H68ZM86 221H88V220H86ZM93 221H94V220H93ZM135 221H136V220H135ZM44 222H45V221H44ZM53 222H54V221H53ZM55 222H56V221H55ZM63 222H64V221H63ZM90 222H91V221H90ZM90 222H88L90 226H92L93 224H95L94 222H93V224H90ZM130 222H132V224L134 223L132 220H130ZM6 223H7V222H6ZM12 223L9 224V225H12ZM15 223H16V222H15ZM17 223L19 224V226L17 225L18 228H21V227H20V223H19V222H17ZM17 223H16V224H17ZM22 223H24V222H22ZM22 223H21V224H22ZM33 223H34V222H33ZM64 223H65V222H64ZM81 223H83V222H81ZM88 223H87V225H88ZM136 223H137V224H136ZM209 223H210V222H209ZM3 224L1 223V225H3ZM13 224H14V223H13ZM16 224L14 225V227L16 226ZM34 224H35L36 226L39 225V224H36V223H34ZM40 224H41V223H40ZM45 224H47V221H46ZM55 224H56V223H55ZM57 224L59 225L60 223L58 222ZM57 224H56V225H57ZM83 224H84V223H83ZM134 224H135V225H139L138 222H135ZM23 225H25V223H24ZM43 225H44V224H43ZM53 225H54V223H53ZM56 225H55V226H56ZM58 225H57V226H58ZM61 225H63V224L61 223ZM87 225H86V222H85V224H84L83 226H87ZM17 226H16V227H17ZM27 226H28V225H27ZM33 226H34V225H33ZM36 226H35V228H36ZM41 226H42V224H41ZM46 226H48V225H46ZM46 226H45V227H46ZM55 226H54V227H55ZM64 226H65V224H64ZM76 226H77L78 228H77ZM90 226H89V228H90ZM139 226H140V228L142 229V226H141V225H139ZM3 227H5V225H3ZM6 227H7V228H11V229H13V230L16 229V228H15V229L12 228L11 226L8 227L7 224H6ZM28 227H29V226H28ZM39 227H40V225L37 227L38 230L41 229V231H42V229H43L44 226L41 227V228H39ZM50 227H52V225L49 226V228H50ZM54 227H53V231H55V230H54ZM72 227H73V228L75 227V228H77L78 230H77V229H73ZM81 227H82V225H81ZM137 227H138V226H137ZM18 228H17V229H18ZM29 228H30V227H29ZM29 228L26 227V229H29ZM32 228H33V227H31L30 229H32ZM35 228L33 229L34 231H35ZM49 228H48V229L46 228V229L48 230V233H49V231H51ZM87 228H88V226H87ZM46 229H45V230H46ZM55 229H56V227H55ZM84 229H85V228H84ZM4 230H5L6 233H5V232H2V231L0 230V234H1V232H2V233H5L6 235L3 236V237H6V236H8L7 233H8L9 230H8V231H6V229H4ZM13 230H12V231H13ZM19 230H21V229H19ZM19 230H15V231H17V233H19V232H18ZM22 230H24V231H22ZM22 230H21V232L24 233V232H25V229H24L23 226H22ZM33 230H30V232H26V233H29V234L32 232V235H31L30 239H31L32 237H36L35 232H34V234H33ZM43 230H44V229H43ZM71 230H72V231H71ZM26 231H27V230H26ZM53 231H52V232H53ZM83 231H85V230H83ZM140 231H141V230H140ZM37 232H38V231H37ZM42 232H43V231H42ZM45 232H46V231H45ZM57 232H58L57 234L61 233V235H62V232H59V231H57ZM154 232H155V231H154ZM154 232H153V233H154ZM204 232H206V231H204ZM23 233H21V234H19V235L22 236ZM54 233H55V232H53L52 235H53V236H56V235H54ZM145 233H146V232H145ZM149 233H150V232H149ZM151 233H152V231H151ZM151 233H150V234H151ZM153 233H152V234H153ZM158 233H159V232H158ZM166 233H168V232H166ZM166 233H165V234H166ZM207 233H209V232L207 231ZM207 233H206V235H208ZM211 233H213V232L211 231ZM10 234L13 235V237L16 239L15 235H17V234L12 233L11 231H10ZM24 234H25V233H24ZM24 234H23V236H24ZM29 234H28V235H29ZM36 234H37V233H36ZM39 234H41V232L38 233V236H39ZM43 234H44V233H43ZM43 234H42L41 238H39L40 240H42V237H44L45 234H47V233H45L44 235H43ZM49 234H50V233H49ZM49 234H48V235H49ZM143 234H144V232H143ZM147 234H148V232H147ZM150 234L147 235V236L149 237V239H150L151 236L154 235V234H153V235L151 234V236H149ZM169 234H170V233H169ZM209 234H210V233H209ZM3 235H4V234H3ZM28 235H27V236H28ZM52 235H51V236H52ZM81 235H82V236H81ZM139 235H140V236H139ZM155 235H156V234H155ZM155 235H154V236H155ZM159 235H161V234H159ZM159 235H158L157 238L161 237V236H159ZM167 235H168V234H167ZM167 235H165L166 238L161 237V238H164V241H162L161 243L157 240L160 244L158 243V245L156 246L155 251H154L155 254H153L155 257H157V258L155 259V261L153 260L156 264H173L172 262H174V261H176V260L178 261V259L183 260V259H184L183 257H185V256H186L187 258H188V256H189V257H190V256L193 257V256H196V255H197V256H200V255L202 256V255H204V253L206 252V250L210 247L209 245H212V244L214 243V242H212V241H211L212 244L204 243V242L207 241L208 239H211L213 236H211V238H208V237L205 235V237H207L208 239L205 240L206 238H205V239L203 238L205 241H204V240H202V241H204V242H202V241L197 242L198 240L195 239L194 241H185V242L181 243V242L178 241V239H174V238L171 239V237L169 238V237H168L169 235H168V236H167ZM211 235H212V234H211ZM57 236L59 237V235H57ZM156 236H157V235H156ZM208 236H209V235H208ZM13 237H12V238L10 237V238L13 239ZM17 237H18V236H17ZM25 237H26V235L24 236V238H21V240H24V239H25L24 241H27V240L30 241L29 237H28V239H26ZM49 237H50V235H49ZM49 237L46 236V237H44V238H45V240H46V238H47L48 240H51V239H49ZM62 237H63V238H62ZM142 237H143V236H142ZM145 237H146V235H145ZM148 237H147V238H148ZM167 237H168L169 239H168ZM203 237H204V235H203ZM209 237H210V236H209ZM10 238L7 237V238H4V239H6V240L8 241ZM44 238H43V239H44ZM56 238H57V237H55V239H56ZM137 238H138V239H137ZM147 238H146V239H147ZM151 238H152V237H151ZM153 238H155V237H153ZM262 238L264 239V237H262ZM262 238H260V239H262ZM0 239H1V238H0ZM15 239H13V240H15ZM18 239H19V238H18ZM18 239H17V241H18ZM35 239H37V238H35ZM35 239L33 238V240H35ZM53 239H54V237H53ZM61 239H60V238H59V239L57 238L56 240L61 241ZM136 239H137V240H136ZM149 239H148V241H149ZM213 239H215V235H214ZM6 240H5V241H6ZM31 240H32V239H31ZM33 240H32V241H33ZM142 240H144V237L142 238ZM142 240H141V241H142ZM150 240H153V239H150ZM161 240H162V239H161ZM161 240H160V241H161ZM32 241H30V243H31ZM36 241H38V240H36ZM36 241H35V242H36ZM53 241H55V240H53ZM53 241L50 242V243H54ZM64 241H63V242H64ZM213 241H214V240H213ZM262 241H263V240H262ZM9 242H10V241H9ZM9 242H7V244H8ZM15 242H16V241H15ZM21 242H22V241H21ZM21 242H20V243H21ZM55 242H56V245H57V241H55ZM61 242H62V241H61ZM61 242H59V243L61 244ZM84 242H83V244L86 245ZM139 242H140V241H139ZM144 242H146V240H145ZM144 242H143V245H145ZM207 242H209V241H207ZM260 242H261V241H260ZM11 243H12V241H11ZM11 243H10V244H11ZM40 243L43 244V243H44V240H43V242H40ZM50 243H49V244H50ZM146 243H147V242H146ZM148 243H149V245L151 246V248L154 246V245H151V244H150V243H151L150 241H149ZM152 243H153V242H152ZM262 243H264V242H262ZM15 244H16V243H15ZM32 244H33V242L31 243V245H32ZM37 244H39V243H37ZM47 244H48V242H47ZM60 244L57 245V246H60V247H61V245L64 244V243H62L61 245H60ZM137 244H139V243H137ZM137 244H136V246H137ZM154 244H156V242H154ZM18 245H19V242H17V246H18ZM31 245H30V246H31ZM39 245H40V244H39ZM87 245H86V246H87ZM139 245H141V243H140ZM149 245H148V246H149ZM263 245H264V244H263ZM44 246H45V243H44ZM63 246H62V249L64 250L65 247H63ZM89 246H87V247H89ZM136 246H135V248H138V247H136ZM150 246H149V248H150ZM212 246H214V245H212ZM260 246H261V245H260ZM21 247H22V246H21ZM21 247H20V248H21ZM23 247H24V246H23ZM23 247H22V248H23ZM42 247H43V246H42ZM42 247H39V248H42ZM83 247H84V246H82L81 248L84 249ZM104 247H105V248H104ZM125 247H126V248H125ZM127 247H128V248H127ZM146 247H147V246L145 245L144 248L147 250L148 248H146ZM154 247H155V246H154ZM154 247H153V248H154ZM263 247H264V246H262V248H263ZM0 248H1V247H0ZM79 248H80V247H79ZM85 248H86V247H85ZM89 248H90V247H89ZM124 248H125V249H124ZM140 248H142V246H141ZM153 248H152V249H153ZM212 248L214 249V247H212ZM212 248H211V249H212ZM24 249H25V248H24ZM34 249H35V248H34ZM86 249H87V248H86ZM95 249H94V250H95ZM129 249H130V248H129ZM129 249H128V250H129ZM133 249H131V252H132ZM145 249L142 248L141 250L144 251ZM211 249H210V250H211ZM213 249H212L211 253L213 252ZM260 249H261V247H260ZM79 250H80V249H79ZM84 250H85V249H84ZM84 250H80V253H81V251H82V252L84 253V257H85V255H86V257H89V258H90V255L87 256V253L85 254V251H84ZM101 250H100V251H101ZM128 250H127V251H128ZM138 250L140 251V249H137V251H138ZM148 250H149V249H148ZM210 250H207V252L205 253V255L209 252V255L211 256L212 254H210ZM263 250H264V248H263ZM17 251H19V248H18ZM21 251H24V250H21ZM21 251H20V252H21ZM36 251H37V250H36ZM36 251H35V252H36ZM64 251H65V250H64ZM86 251H87V250H86ZM92 251H93V250H92ZM92 251H91L90 254H92ZM97 251H98V250H97ZM97 251H96V252H97ZM100 251H99V252H100ZM104 251H103L102 253L106 255L108 252H107V253H104ZM129 251H130V250H129ZM129 251H128V253L131 254ZM135 251H136V250H134L133 252H135ZM152 251H153V250H152ZM214 251H215V250H214ZM27 252H28V251H27ZM33 252H34V251H33ZM78 252H79V251H78ZM88 252H89V250H88ZM96 252L94 251L93 253H95V254L98 255L99 252H98V253H96ZM117 252L115 253V256H114V257H116ZM122 252L124 253V251H122ZM122 252L120 253V255H121V254L123 255ZM150 252H151V251H150ZM154 252H153V253H154ZM216 252H217V251H216ZM221 252H222V251H220V253H218V254H221ZM262 252H264V251H262ZM0 253H1V252H0ZM2 253H3V252H2ZM2 253H1V256L4 254V253H3V254H2ZM5 253L8 254V252H5ZM10 253H11V252H10ZM10 253H9V254H10ZM83 253H82V254H83ZM100 253H101V252H100ZM125 253H126V252H125ZM136 253L139 254V253H141V252H136ZM136 253H135V255H136ZM13 254H14V253H13ZM13 254H11V255H13ZM31 254H32V253H31ZM95 254H94V255H95ZM110 254H111V252H110ZM118 254H119V253H118ZM118 254H117V257H116V258H119V257H118ZM126 254H127V253H126ZM129 254H127V256H128ZM138 254H137V255H138ZM214 254H216V253H213V255H214ZM262 254H263V253H262ZM18 255H19V254H18ZM77 255L79 256L80 254H77ZM111 255H112V254H111ZM120 255H119V256H120ZM153 255H152V256H153ZM205 255H204L203 257L206 258L207 255H206V256H205ZM216 255H217V254H216ZM216 255H214L213 257H215ZM257 255H259V254H257ZM257 255H254V259H255V256H257ZM7 256H8V255H7ZM7 256H6V257H7ZM14 256H15V254H14ZM16 256H17V254H16ZM21 256H22V254H21L19 257H21ZM26 256L28 257V255H23V257H26ZM31 256H33V255H31ZM80 256H81V255H80ZM82 256H83V255H82ZM91 256H92V255H91ZM106 256H107V255H106ZM106 256H105L104 258L107 260L110 256H109V255H108V257H106ZM201 256H200V258H202ZM210 256H208V258H209ZM3 257H5V256L3 255ZM68 257H69V256H68ZM68 257H67V258H68ZM86 257H85V258H86ZM95 257H96V256H95ZM95 257L93 256V259H94ZM97 257H98V256H97ZM122 257L125 258L126 256L123 255ZM155 257H153V258H155ZM211 257H212V256H211ZM213 257L210 258V259H213ZM219 257H220V255H219ZM219 257L216 256V258H214V259H216L217 261H219V259H220ZM259 257H260V256H259ZM259 257H258V258H259ZM262 257H264V255H263ZM8 258H9V256H8ZM10 258H11V257H10ZM12 258H15V257H12ZM16 258H17V257H16ZM69 258H70V257H69ZM69 258H68V261L70 260ZM77 258H78V257H77ZM91 258H92V257H91ZM101 258H102V255L100 256V259H101ZM111 258H112V256H111ZM111 258H110V259H111ZM120 258H121V257H120ZM124 258H121L120 260L122 261V260H124ZM128 258H129V257H128ZM187 258H186V259H187ZM196 258H197V261H196L197 263H199L198 260H199L201 263H202V259H203V261H204V258H202L201 260L198 259V257H196ZM208 258H206V259H208ZM218 258H219V259H218ZM256 258H257V257H256ZM260 258H261V257H260ZM24 259H25V258H24ZM28 259H29V258H28ZM75 259H76V258H75V256H74V260H73V261H75ZM93 259H92V261H93ZM110 259H108V260H110ZM125 259H126V258H125ZM129 259L131 260V256H130ZM149 259H150V258H149ZM186 259L183 260V263H184V261H186ZM190 259H191V258H190ZM206 259H205V260H206ZM210 259H209V260H210ZM214 259H213V261H214ZM26 260H27V258H26ZM77 260H78V259H77ZM77 260H76V261H77ZM80 260H81L80 262H82L83 259L80 258ZM98 260H99V257H98ZM108 260H107V262H108ZM114 260H116V259L114 258ZM114 260H113V258H112V260H110V261L112 262V261H114ZM150 260H151V259H150ZM150 260H149V261H150ZM181 260H180V261H181ZM188 260H189V259H188ZM191 260H194V259H191ZM191 260H190V262H191ZM216 260H215V261H216ZM14 261H15V260H14ZM29 261H31V260H29ZM53 261H54V260H53ZM59 261H60V260H59ZM62 261H64V260H62ZM68 261H66V262H68ZM103 261H105V260L103 259ZM118 261H119V259H118ZM118 261H117V262H118ZM124 261H125V260H124ZM124 261H122V263H123ZM127 261H129V260H127ZM149 261H148V262H149ZM151 261H152V260H151ZM211 261H212V260H211ZM217 261H216V262H217ZM222 261H223V260H222V258H221V259H220V262H222ZM253 261H254L253 263L255 264V260H253ZM258 261H262V259H261V260H258ZM258 261H257V263H258ZM55 262H56V264H57L58 260L55 261ZM66 262H65V263H66ZM71 262H72V259H71ZM71 262H70V263H71ZM78 262H79V261H78ZM125 262H126V261H125ZM125 262H124V263H125ZM192 262L194 263L195 260L192 261ZM204 262H205V261H204ZM204 262H203V264H204ZM207 262H208L209 264H211L208 260H207ZM216 262H213V263H214V264H218V263H216ZM220 262H219V263H220ZM262 262H264V261H262ZM53 263H54V262H53ZM82 263H84V262H82ZM86 263H87V262H86ZM89 263H91V262L89 261ZM93 263H94V261H93ZM119 263H120V261H119ZM122 263H120V264H122ZM151 263H152V262H151ZM151 263H150V264H151ZM177 263H178V262H177ZM183 263H182V264H183ZM185 263H186V262H185ZM185 263H184V264H185ZM188 263H189V261H188L186 264H188ZM193 263H189V264H193ZM213 263H212V264H213ZM54 264H55V263H54ZM61 264H62V263H61ZM68 264H69V262H68ZM72 264H74V263H72ZM75 264H77V263H75ZM94 264H95V263H94ZM117 264H118V263H117ZM174 264H175V262H174ZM220 264H221V263H220Z\"/></svg>",
  "mask_w": 264,
  "mask_h": 264
}]
</instances>
